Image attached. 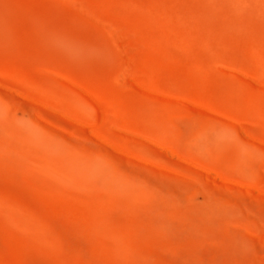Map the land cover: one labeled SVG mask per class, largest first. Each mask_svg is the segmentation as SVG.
<instances>
[{
  "label": "rangeland",
  "instance_id": "1",
  "mask_svg": "<svg viewBox=\"0 0 264 264\" xmlns=\"http://www.w3.org/2000/svg\"><path fill=\"white\" fill-rule=\"evenodd\" d=\"M152 1L264 57V0H0V264H264V85Z\"/></svg>",
  "mask_w": 264,
  "mask_h": 264
},
{
  "label": "bare ground",
  "instance_id": "2",
  "mask_svg": "<svg viewBox=\"0 0 264 264\" xmlns=\"http://www.w3.org/2000/svg\"><path fill=\"white\" fill-rule=\"evenodd\" d=\"M103 1L109 7L114 6L113 0H103ZM119 1H121V0H119ZM176 2H178V3L181 2L185 5H189L188 0H164L163 5L172 6ZM150 7L159 16V22L156 23L157 25L155 27L146 25L145 28L147 31H151L152 33L154 32L155 34H157L159 36V38L156 35H154V36H156L160 42H162L163 44H168V43L174 41L181 51L186 52L193 45L195 39H197L199 37L201 40L200 41V44H201L200 50L205 55H208L206 47L211 42H214V44L217 46V51H218L217 53L212 55V59L215 62L224 65L223 68L230 69L232 72L235 71L236 73L242 75L244 77L243 79L252 81L253 83H256V84L261 85V86L264 85V57L263 56H261L258 53H254L253 51H251L249 54L246 55V66L243 68H240V67L235 65V63H234L235 55L231 51V48H229V46L226 42L218 43L216 41H212L205 31H203V30L199 31L198 26L196 25V23L194 21L188 20L187 21V29L183 30V28L180 27L179 24L173 20V18L169 15V13L165 9L159 7L158 5L153 3V1L150 3ZM182 7H183V5H182ZM178 8H180V7H178ZM233 16H234V14H233ZM162 24H166L168 26V28H169L168 34L163 30ZM245 27H246V25H245ZM151 32H150V34H152ZM167 37H168V39H167ZM194 45H196V44H194ZM194 64L197 65V63L195 61H194ZM205 73H207V72H205ZM209 74H211V72ZM229 75H230V73H229ZM231 77L236 78L235 74H233ZM77 84L80 86V88L81 87L85 88V86L82 83H77ZM142 84L147 89L153 88L150 85V83H148V82H144ZM237 86H239V85H237ZM165 149H167L169 151V153H171V154L173 153L170 145H166ZM74 200L79 204H83V205L88 204V201L85 199L74 198Z\"/></svg>",
  "mask_w": 264,
  "mask_h": 264
}]
</instances>
